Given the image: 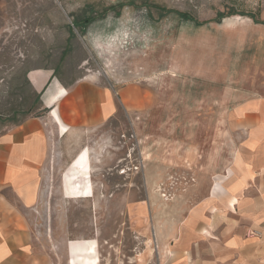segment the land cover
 Listing matches in <instances>:
<instances>
[{"label": "rangeland", "instance_id": "1", "mask_svg": "<svg viewBox=\"0 0 264 264\" xmlns=\"http://www.w3.org/2000/svg\"><path fill=\"white\" fill-rule=\"evenodd\" d=\"M261 20L264 0H0V133L44 115L41 90L53 80L95 79L118 103L102 123L53 141L35 250L87 264L68 243L86 239L97 264L144 262L148 222L178 218L202 173L232 150L221 114L261 86ZM82 148L93 194L69 198L64 175Z\"/></svg>", "mask_w": 264, "mask_h": 264}, {"label": "crops", "instance_id": "2", "mask_svg": "<svg viewBox=\"0 0 264 264\" xmlns=\"http://www.w3.org/2000/svg\"><path fill=\"white\" fill-rule=\"evenodd\" d=\"M257 69L261 86L222 110L231 152L219 169L202 173L203 188L178 218L148 222L152 236L149 228L141 235L138 264H264V63ZM41 102L44 115L0 133V264H56L51 251L35 250L31 234L53 141L102 123L118 107L110 89L85 77L45 84Z\"/></svg>", "mask_w": 264, "mask_h": 264}, {"label": "bare ground", "instance_id": "3", "mask_svg": "<svg viewBox=\"0 0 264 264\" xmlns=\"http://www.w3.org/2000/svg\"><path fill=\"white\" fill-rule=\"evenodd\" d=\"M184 156V155H183ZM73 161L71 168L64 175V182H65V193L66 197L70 198H77V197H90L93 194V184L91 183L90 172H91V165H90V156H89V149L82 148L76 155ZM183 162V161H182ZM67 170V169H66ZM84 182V187L80 188V184ZM70 252L77 253L81 251V259L86 262L87 264H97L98 258L93 253L95 252V242L93 240H86V239H76L70 240L69 242ZM86 253H92V258L88 259L85 256ZM74 264V263H71Z\"/></svg>", "mask_w": 264, "mask_h": 264}]
</instances>
